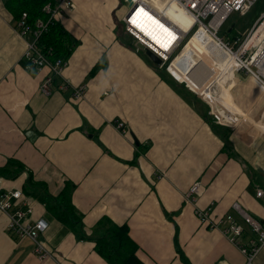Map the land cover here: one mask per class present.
<instances>
[{
    "label": "crops",
    "instance_id": "0c3cea01",
    "mask_svg": "<svg viewBox=\"0 0 264 264\" xmlns=\"http://www.w3.org/2000/svg\"><path fill=\"white\" fill-rule=\"evenodd\" d=\"M124 2L73 0V8L57 15L76 43L45 94L40 86L50 70L22 65L26 39L0 0V167L9 173L0 175V192H23L28 172L53 195L71 181V200L82 217L75 232L35 195L23 192L31 206L28 221L41 218L48 224L40 238L54 258L40 260L28 237L9 231L8 215L0 210V264H110L90 239L103 232L106 219L127 224L145 264H183L175 237L191 264H245V255L223 233L227 222L209 227L196 209H209L213 219L230 213L245 228L237 241L254 238L233 203L264 219V194H256L264 189V88L248 75H235L236 101L244 105L251 99L250 86L256 96L247 104L248 113L232 111L224 76H214L224 55L209 58L195 43L187 47L190 40L169 70L195 92L170 75L163 77L125 35ZM141 10L133 14V23L152 42ZM169 15L178 13L174 9ZM158 26L166 46L173 41L171 32ZM64 81L84 85L82 97L61 89ZM197 93L218 99L237 121L218 122ZM120 121L124 130L117 128ZM225 128L230 129L229 148L220 135ZM195 182L200 184L191 194L195 201L187 200ZM251 264H264V245Z\"/></svg>",
    "mask_w": 264,
    "mask_h": 264
},
{
    "label": "built area",
    "instance_id": "2783aa9c",
    "mask_svg": "<svg viewBox=\"0 0 264 264\" xmlns=\"http://www.w3.org/2000/svg\"><path fill=\"white\" fill-rule=\"evenodd\" d=\"M255 1L256 0H166V5H175L190 19L187 25H183L165 13V5L163 9H158L157 6L148 0H132L131 4L125 0L127 7L122 19L123 29L133 37V45L136 49L141 50L136 46L137 42H141L152 50L162 61L159 66L164 67L174 80L184 83L192 91L194 90L186 81L177 79L171 73L169 66L172 60L176 58L187 44L188 40L198 32L208 34L214 47L218 48L221 53L223 52V54L226 55L228 60L226 66L228 70H231L230 72L233 76L238 74L248 75L264 88V10L260 12L251 26L243 34L229 36L227 32L231 31L233 25H231L232 27L227 26V31L225 33H220L221 28L226 24L232 13L238 12L242 14L246 12ZM73 6V0H54L53 3H46L42 7V10L47 14L46 19L37 18L34 23H30L27 19L28 16L26 11H23L18 19L15 20L14 28L16 32L22 38L26 39L25 50L21 59V61L25 63L22 65L25 68L34 67L38 69L47 66L50 70V74L45 77L40 86L41 91L45 94L50 92V86L54 77L59 75L66 61H61L60 59L54 61L49 60L38 46V39L41 34L48 29L50 22L53 20L58 21L57 15L73 8ZM139 7L149 15L158 19L169 31L173 32L176 36L175 39L166 46L161 44L155 46L146 39L144 35H142V32L140 33L138 28H135V24L131 19ZM230 27L231 29L228 30ZM205 46L206 45L203 44L200 45L201 49H205ZM228 70L226 68L223 69L220 75L224 76V78L227 77ZM59 87L65 90L70 89L72 97L75 99L82 97L85 90L84 85L73 86L68 81L60 83ZM197 95L209 104L210 113H212L213 117L218 122H221L213 111L212 104L206 100L205 97L200 96L198 93ZM116 125L117 128L124 130L122 121L118 122ZM199 186L200 184L198 182L191 185L187 192V200L195 201V198L191 197V194L199 191ZM256 194L259 196L264 194V189L258 188ZM22 206L25 207L22 208ZM233 207L238 211L241 219L247 224L249 231L254 236L247 244H240L239 241H237V238L242 235L245 228L241 222L232 216V214L226 213L221 219H213L209 214V209L199 208L196 209V215L201 223L212 228L218 227L219 223L223 220L226 221L227 226L222 229L223 233L227 236L228 240L235 243L245 255V264H251L258 249L264 245V219L253 217L242 209L238 202H234ZM0 210L8 215L7 228L9 231H12L19 237H28L32 241L33 250L40 260L54 258L53 253L46 247L44 241L40 238V233L46 229L48 224L41 218L34 220V222L28 221L31 214V206L20 189L0 192Z\"/></svg>",
    "mask_w": 264,
    "mask_h": 264
},
{
    "label": "trees",
    "instance_id": "16d2710c",
    "mask_svg": "<svg viewBox=\"0 0 264 264\" xmlns=\"http://www.w3.org/2000/svg\"><path fill=\"white\" fill-rule=\"evenodd\" d=\"M53 2L54 0H5V6L13 14L15 19H18L20 14L26 11L28 21L34 23L37 18L46 19L47 14L42 10V7L46 3ZM161 29L163 31L166 30L162 24ZM131 38V42L133 43V37L131 36ZM75 43L76 40L64 30L57 20L50 22L48 29L43 32L38 39V46L51 61L56 59L67 61ZM21 63L24 64L25 62L21 61ZM153 65L163 77L165 75L169 76V73L164 67ZM55 80L56 78L53 79V81ZM228 129L229 128H225L224 131L220 132L223 140V147L225 148H229L231 145L228 138L230 129ZM17 165L20 170H26L22 163L18 162ZM8 174V167H0V175ZM12 174L15 173L12 172ZM74 187L75 185L73 182L65 181L60 192L53 195L48 192L45 183L34 180L33 175L28 172L27 182L22 188L24 193L35 195V197L42 201L46 210L55 219L73 231L79 232L82 217L71 200ZM36 188L39 189L38 192L35 191ZM99 224H102V221ZM79 236L80 238H84L83 234ZM90 239L94 241L95 250L110 264H145L137 256L136 252L138 245L130 237L126 223L119 225L106 219L103 222V232L97 237ZM175 244L177 254L183 264H191L177 243L176 237Z\"/></svg>",
    "mask_w": 264,
    "mask_h": 264
},
{
    "label": "rangeland",
    "instance_id": "374dc122",
    "mask_svg": "<svg viewBox=\"0 0 264 264\" xmlns=\"http://www.w3.org/2000/svg\"><path fill=\"white\" fill-rule=\"evenodd\" d=\"M123 4H127L126 2H124ZM174 9L176 10V12L178 13V8L175 6V5H170L169 7H168V11H171V14L174 12ZM262 10H264V0H256L255 2H254V4L246 11V12H244V13H242V14H240V13H238V12H234V13H232L231 15H230V17H229V19H228V21L226 22V24L221 28V30H220V33L221 34H223V33H225L226 31H227V26H231V25H233V27H232V29H231V31H229V32H227L228 34H229V36H238V35H241V34H243L244 32H246L247 31V29L251 26V24L254 22V20L257 18V16L260 14V12L262 11ZM174 19H175V17H173ZM164 28H166V27H164ZM167 29V28H166ZM159 31H160V28H159ZM171 32V31H170ZM125 33V35H127V37L131 40L132 38H131V36L128 34V33H126V32H124ZM160 34H162L161 33V31H160ZM171 36H172V39L174 40L175 39V35L173 34V32H171ZM194 36V35H193ZM192 36V37H193ZM189 41V40H188ZM205 47H207V49H206V51L208 50H210V46L209 45H206ZM142 51V53H144L143 52V50H141ZM223 69H225L224 68V65H222V70ZM221 70V71H222ZM220 73L221 72H218V71H216L215 73H214V76H217L216 77V79L215 80H218V79H220L219 77H221L222 75H220ZM228 78H231L230 80L228 79ZM229 80V81H228ZM222 82V81H221ZM237 82V76H227V77H225L224 78V80H223V82L222 83H227L228 84V86H226V89H227V91H228V97H230V101L232 102V111H239L240 112V108H242L243 109V113H244V111H246V113H248L249 112V109H248V106H247V104L248 103H251V101H252V98L254 97V96H256V93H255V91H253L252 89H253V87L252 86H250L251 87V89L250 90H248L249 91V93L252 95V97H251V99L246 103V104H242V103H240L241 101H236V99H235V97L233 96L234 95V93H235V90L234 89H232L233 87H234V85H235V83ZM214 84H215V82H214ZM213 84V85H214ZM213 87V86H212ZM212 91V90H211ZM236 96L238 97V98H240V96H241V92H240V90H238L237 92H236ZM235 102H237L238 104H239V106L235 103ZM209 115V114H208Z\"/></svg>",
    "mask_w": 264,
    "mask_h": 264
},
{
    "label": "bare ground",
    "instance_id": "6f19581e",
    "mask_svg": "<svg viewBox=\"0 0 264 264\" xmlns=\"http://www.w3.org/2000/svg\"><path fill=\"white\" fill-rule=\"evenodd\" d=\"M148 1H150L152 4L157 6L158 9H163L164 5H165V8H164L165 9V13L167 15H169L168 7L170 6V4L166 5V3H167L166 0H148ZM140 12H142L143 21L146 23L147 26H150V33H151L152 43L155 46H157L158 44L163 45L162 44V40H161V34H160V31H159V26H158V23H160V22L158 21V19H156L153 16L149 15L146 11H142L141 10ZM170 17H172V16H170ZM131 19H132V22H133V20H134L133 16L131 17ZM174 20L175 21H179L183 25H187L189 23V21H190V19L184 14V12L181 9H178V16H176ZM194 43L197 46H199V47H200L201 44L209 45L210 46V50L209 51L208 50L206 51L207 47H205V49H202L203 53L207 54L209 56V58L213 54H219V55L223 54V52L221 53L218 48L214 47V44L212 43L209 35L205 34L203 32H198L193 37H191L190 41L188 42V44L186 46L187 47H191ZM224 58L226 60L225 61H220V63H223L224 68L228 69L227 66H226V63L228 62L226 55H224Z\"/></svg>",
    "mask_w": 264,
    "mask_h": 264
},
{
    "label": "water",
    "instance_id": "95a60500",
    "mask_svg": "<svg viewBox=\"0 0 264 264\" xmlns=\"http://www.w3.org/2000/svg\"><path fill=\"white\" fill-rule=\"evenodd\" d=\"M129 4H131L132 0H126ZM232 27V26H231ZM231 27L228 29L230 30ZM136 46L143 50L144 54L147 58L155 65H160L162 63L161 59L149 48L143 45L141 42H137ZM205 99L208 100L212 104V109L219 117L220 121L232 125L237 120V117L228 109L226 108L218 99L213 98L210 95H206Z\"/></svg>",
    "mask_w": 264,
    "mask_h": 264
},
{
    "label": "snow or ice",
    "instance_id": "6c2138e0",
    "mask_svg": "<svg viewBox=\"0 0 264 264\" xmlns=\"http://www.w3.org/2000/svg\"><path fill=\"white\" fill-rule=\"evenodd\" d=\"M139 26V25H138Z\"/></svg>",
    "mask_w": 264,
    "mask_h": 264
}]
</instances>
